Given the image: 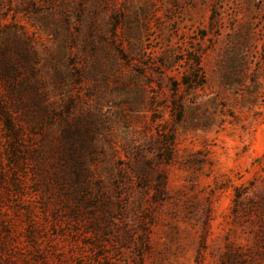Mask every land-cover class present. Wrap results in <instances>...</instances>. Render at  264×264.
Segmentation results:
<instances>
[{"label":"rangeland","instance_id":"obj_1","mask_svg":"<svg viewBox=\"0 0 264 264\" xmlns=\"http://www.w3.org/2000/svg\"><path fill=\"white\" fill-rule=\"evenodd\" d=\"M0 264H264V0H0Z\"/></svg>","mask_w":264,"mask_h":264}]
</instances>
